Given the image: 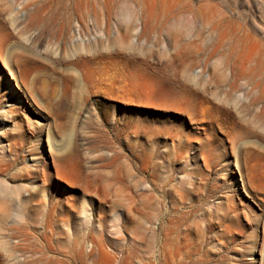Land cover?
Segmentation results:
<instances>
[{
    "label": "rangeland",
    "instance_id": "rangeland-1",
    "mask_svg": "<svg viewBox=\"0 0 264 264\" xmlns=\"http://www.w3.org/2000/svg\"><path fill=\"white\" fill-rule=\"evenodd\" d=\"M50 257L264 264V0H0V264Z\"/></svg>",
    "mask_w": 264,
    "mask_h": 264
},
{
    "label": "bare ground",
    "instance_id": "bare-ground-1",
    "mask_svg": "<svg viewBox=\"0 0 264 264\" xmlns=\"http://www.w3.org/2000/svg\"><path fill=\"white\" fill-rule=\"evenodd\" d=\"M13 74V73H12ZM12 79H13V82L12 81H10L11 83H13V85L15 86V87H19V85L17 84V82H16V76L13 74L12 75ZM3 197V196H2ZM6 197V196H5ZM3 202V201H2ZM19 204V203H18ZM12 206V205H11ZM10 210H11V207H10ZM13 210V209H12ZM11 210V211H12ZM13 212V211H12ZM8 213V215H6V217L8 216L9 217V215L10 214H13V213ZM21 212V211H20ZM16 213V212H15ZM18 213V212H17ZM21 215V214H20ZM3 217V216H2ZM5 217V216H4ZM7 217V218H8ZM38 258H40V257H38ZM19 263V262H18ZM52 263H55V264H62L63 262H62V260H59V259H53V258H41L40 259V262H39V264H52Z\"/></svg>",
    "mask_w": 264,
    "mask_h": 264
}]
</instances>
